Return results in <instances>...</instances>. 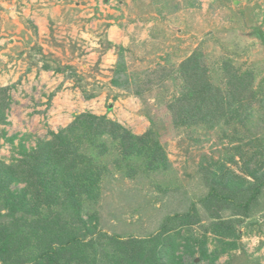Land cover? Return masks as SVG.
<instances>
[{
    "label": "rangeland",
    "instance_id": "374dc122",
    "mask_svg": "<svg viewBox=\"0 0 264 264\" xmlns=\"http://www.w3.org/2000/svg\"><path fill=\"white\" fill-rule=\"evenodd\" d=\"M109 27H114L112 42L108 40ZM261 31H264V0H0V87L10 86L6 122L0 124V156L7 160L18 157L19 143L29 150L38 138H50V131L57 132L76 114L90 111L106 115L136 134L144 133L152 123L150 127L165 145L176 179L183 184L214 163L249 179L243 167L253 152L257 156L254 160L250 158L252 169L264 163L257 152L260 142L249 144L264 133L263 93L258 100L242 97L238 105L231 101L223 104L228 107L221 122L213 127L202 124L175 127L171 113L161 101H169L176 94L181 85L179 78L168 79L167 83L173 81L174 86L168 87L166 93L159 92L160 88L151 82L152 94L144 99L112 85L111 79L120 51L133 88L137 84L134 82L144 86L145 77L149 78L154 69L165 67L167 72L174 63L178 66L186 56L198 52L201 64L208 67L209 78L216 83L220 81L223 94L231 91L227 76L221 75L217 68L223 59H227L228 74L253 73L254 91L264 84V44L258 37ZM109 42L124 48L120 51L110 48L112 52L106 56ZM168 55L171 65L166 63ZM44 60L52 69L62 70L42 71ZM138 72L142 73L141 79L135 80L134 73ZM80 85L88 93L95 87L106 94L85 98ZM60 90L64 92L57 97ZM13 145L16 149H12ZM235 149H240L243 155L235 154L232 160ZM129 179L119 182L123 194L117 189L109 191L110 185L102 182L103 195L114 194L106 196L101 211L106 219L102 221L140 228L143 236L157 221L156 208L162 204L148 197L152 193L156 196L152 185ZM202 186L196 188L204 191ZM134 187L142 188V194L154 203L153 208L142 199L135 200L138 190ZM128 189L130 194L126 193ZM132 193L134 196L128 200L124 198ZM108 216L111 218L107 219ZM206 224L203 221L180 229L190 239L188 248L178 245L174 251L180 263L196 260L199 264H264L262 210L254 211L239 226L238 238L206 232ZM185 240L180 241L183 244ZM202 240L212 257L218 245L233 242L236 248L210 262L200 254Z\"/></svg>",
    "mask_w": 264,
    "mask_h": 264
},
{
    "label": "trees",
    "instance_id": "16d2710c",
    "mask_svg": "<svg viewBox=\"0 0 264 264\" xmlns=\"http://www.w3.org/2000/svg\"><path fill=\"white\" fill-rule=\"evenodd\" d=\"M263 34L260 32L258 37L264 44ZM108 47L119 51L124 48L111 42ZM117 56L112 85L141 99L152 94L151 82L160 88L159 92L166 93L168 87L174 86L173 81L170 85L167 83L169 78L181 80L172 99L161 101L171 113L175 127L199 124L213 127L221 122L228 107L223 104L231 101L238 105L239 98L258 100L264 94V84L252 91V72L228 74L227 59L217 67L221 75L227 76V86L231 89L229 94H223L220 81L216 83L209 78L208 67L201 64L202 56L198 52L186 56L178 66L174 63L167 72L165 67L154 69L149 72V78L145 77L144 86L134 82L137 84L133 88V81L126 76L128 67L121 51ZM166 63L171 65L170 55ZM42 69L52 67L44 60ZM141 76L138 72L133 77L140 80ZM83 85L80 86L85 98L100 94L95 87L88 93ZM9 87H0V124L6 122ZM150 126L144 133L136 134L106 115L84 111L57 132L50 131V138H38L29 150L19 143L18 157L7 160L0 156V264H182L174 254L178 245L188 248L190 239L180 233L182 227L205 221L206 232L238 238L239 226L250 219L254 211L262 210L264 214V200L261 203L264 163L255 170L250 165L257 153L253 152L243 167L249 179L214 163L183 184L176 179L165 145ZM253 140L249 144L260 142L257 152L264 158V133ZM12 149L16 147L13 145ZM235 154L243 155L240 149H235L232 160ZM125 178L140 179L143 184L152 185L156 196L152 193L148 197L162 204L156 208L157 221L143 236L140 228L102 221L106 219L101 214L106 196H113L114 189L122 193L123 186L119 182ZM104 181L110 185L111 192L107 195H103ZM246 183L250 185L242 187ZM17 184L22 186L11 188ZM198 185H203L205 190L197 189ZM130 189L127 194L131 193ZM134 189L138 190L136 196L132 193L124 198L128 200L133 195L135 200L142 199L153 208L154 203L142 194V188ZM182 239H186L183 244ZM199 244L201 256L210 262L236 248L233 242L218 245L212 257L207 253L205 240ZM185 264L199 263L190 260Z\"/></svg>",
    "mask_w": 264,
    "mask_h": 264
},
{
    "label": "crops",
    "instance_id": "0c3cea01",
    "mask_svg": "<svg viewBox=\"0 0 264 264\" xmlns=\"http://www.w3.org/2000/svg\"><path fill=\"white\" fill-rule=\"evenodd\" d=\"M49 20H51V19H49ZM42 22V21H41ZM45 22H48V19L45 21ZM43 23V22H42ZM36 24V23H35ZM113 29H114V27H109L108 29H107V35H108V40L109 41H113V38H114V35H113V33H114V31H113ZM124 40V39H123ZM116 41L118 42V43H122L121 41H120V39H116ZM124 43L126 42V41H123ZM123 43V44H124ZM110 51L112 52V49H110L109 51H108V53H107V55L106 56H108L109 54H110ZM42 71H46V70H42ZM54 73V72H53ZM61 92H64V90L62 91V90H60L59 91V93L57 92V97H59V95L61 94ZM83 94V93H82ZM105 92L103 91H101V93L99 94V95H97V96H95V97H103V96H105ZM105 98V97H104Z\"/></svg>",
    "mask_w": 264,
    "mask_h": 264
},
{
    "label": "flooded vegetation",
    "instance_id": "af4514ba",
    "mask_svg": "<svg viewBox=\"0 0 264 264\" xmlns=\"http://www.w3.org/2000/svg\"><path fill=\"white\" fill-rule=\"evenodd\" d=\"M262 32V31H261ZM260 33V32H259ZM263 33H264V31H263ZM259 36V35H258ZM262 36H264V34L262 35ZM261 39V38H260Z\"/></svg>",
    "mask_w": 264,
    "mask_h": 264
}]
</instances>
